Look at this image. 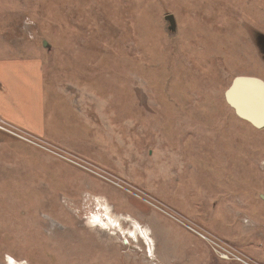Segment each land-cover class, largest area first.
Instances as JSON below:
<instances>
[{
  "label": "rangeland",
  "instance_id": "1",
  "mask_svg": "<svg viewBox=\"0 0 264 264\" xmlns=\"http://www.w3.org/2000/svg\"><path fill=\"white\" fill-rule=\"evenodd\" d=\"M257 34L264 0H0V55L43 58L56 141L95 151L100 163L77 155L264 264V126L224 100L236 76L264 81ZM4 145L16 147L0 136ZM17 154L0 152V264L7 255L22 264H241L94 174ZM97 197L142 225L158 221L153 255L141 240L89 226ZM232 220L240 245L225 235Z\"/></svg>",
  "mask_w": 264,
  "mask_h": 264
},
{
  "label": "crops",
  "instance_id": "2",
  "mask_svg": "<svg viewBox=\"0 0 264 264\" xmlns=\"http://www.w3.org/2000/svg\"><path fill=\"white\" fill-rule=\"evenodd\" d=\"M45 64L46 63L39 54L32 56H12L9 58L0 55V117L3 118V120H6V122L21 128L31 135L39 137L52 144H56L59 147L81 155L95 163H100L101 155L95 151H90L87 149L88 153H85L82 151V147H77L78 144L59 143L56 141L57 137L52 134L51 129L56 122L50 120L45 107ZM238 86V90L232 91L230 94L233 103L237 107V111L253 121H260L262 113H264V98L261 95L259 87L249 81L241 82V84ZM50 87L52 88L51 84ZM82 91L91 92L90 89L87 90L85 88H82ZM56 94L60 95V97H69L67 93L57 92ZM73 102L76 106H78L79 111H81V115L85 116L83 108L77 105V102ZM0 136H3V138L16 145L14 148H10L6 145L0 146V152H4L6 155L12 154V150H14L17 151V155L19 157L22 156L25 158V160H27L25 162H33L36 159H39V161H43L48 165L56 162V160L48 153L36 149L34 146H31L22 140L14 138L8 134H4L1 131ZM87 137L93 138L91 136ZM78 141H83L85 143V140L78 139ZM0 162L5 163L7 161H5V159H0ZM109 167L111 168V166ZM126 175L124 176L126 177ZM129 178L132 179V181L134 180L132 177ZM140 185L159 197L160 194L159 192L153 190L154 187H152L153 183L151 181L145 180V182L140 183ZM164 201L172 203L174 206H176V203L172 200ZM213 206L214 202L211 203L208 209H211L210 211H214ZM229 210L231 211V209ZM149 218L151 217L147 216L146 218L147 227L150 228L154 235H159L157 231V228L159 227L157 226L158 221L155 220L154 223H150L148 220ZM224 223L225 225L222 227L227 225V222ZM237 226L239 225L235 224V222L232 220L230 225L227 226L228 232L225 235H227L231 241L240 245L242 243L241 239H238L239 236L233 231L237 230ZM259 236H264V233H260ZM262 238L264 239V237ZM250 241L253 243L252 238H250ZM241 247L242 249H246L252 253H258L259 251V249H257V252H253L254 250L252 249L255 248L253 245L250 246L245 244ZM259 255H261V251Z\"/></svg>",
  "mask_w": 264,
  "mask_h": 264
},
{
  "label": "built area",
  "instance_id": "3",
  "mask_svg": "<svg viewBox=\"0 0 264 264\" xmlns=\"http://www.w3.org/2000/svg\"><path fill=\"white\" fill-rule=\"evenodd\" d=\"M0 131L14 138L22 140L30 145L36 146L44 150L46 153L60 159L61 161H64L72 166L79 167L89 172L90 174H94L97 177L109 182L113 186L123 189L132 196L137 197L138 200H141L142 202L145 201V203L155 207L156 209H158V211H161V213L165 214L175 222H178L184 228H186L190 232L197 235L200 239L205 241L220 259L226 261H238L241 264H256L251 259L246 260L243 257V253L240 252L238 249L215 238L213 234L211 235V233H208L206 230L198 228L195 224L185 219L182 215L177 213L172 208H168L166 205L157 202L150 196L141 193L139 190L130 186L124 180H121L120 178L105 173V171L100 168H97L96 166L88 162L86 159L78 156L77 154L71 153V151L69 150H66L43 139H40L34 135H31L28 132L22 130L21 128H18L9 122H6V120H3V118L1 117Z\"/></svg>",
  "mask_w": 264,
  "mask_h": 264
},
{
  "label": "bare ground",
  "instance_id": "4",
  "mask_svg": "<svg viewBox=\"0 0 264 264\" xmlns=\"http://www.w3.org/2000/svg\"><path fill=\"white\" fill-rule=\"evenodd\" d=\"M240 84L241 82L237 83L232 91L238 90ZM95 203L96 210L88 217L89 226L113 229L127 239L141 240L147 246V252L153 255L154 241L149 227L140 224L138 220L128 214L114 213L112 206L103 198H95ZM6 261L7 264H22V261H17L8 255Z\"/></svg>",
  "mask_w": 264,
  "mask_h": 264
},
{
  "label": "water",
  "instance_id": "5",
  "mask_svg": "<svg viewBox=\"0 0 264 264\" xmlns=\"http://www.w3.org/2000/svg\"><path fill=\"white\" fill-rule=\"evenodd\" d=\"M164 19H166V22H167V25H166V29L168 31L169 34H175L176 33V21H175V18L172 14H168L164 17ZM43 46L44 48L47 49L48 51V57H49V62L52 61V53H53V50L51 49V47L49 46V44L44 41L43 43ZM251 82V83H254L256 84L260 91H261V95L262 97L264 98V81L261 80L260 78H257V77H253V76H236L232 81H231V84L230 86L227 88V90L225 91V99L226 102L229 104V106H231V108H233L235 114L243 119V120H246L247 122H249L251 125H253L254 127L256 128H261L262 126H264V118L262 117V119L258 122H254L253 120H251L250 118L246 117L245 115L241 114L240 112H237V109L235 107L234 104L231 103L230 100H228V94L231 90L234 89L235 87V84H237V82ZM264 100V99H263Z\"/></svg>",
  "mask_w": 264,
  "mask_h": 264
},
{
  "label": "trees",
  "instance_id": "6",
  "mask_svg": "<svg viewBox=\"0 0 264 264\" xmlns=\"http://www.w3.org/2000/svg\"><path fill=\"white\" fill-rule=\"evenodd\" d=\"M257 38H259V39H260V38H263V39H264V36L261 35V34H259V35L257 34ZM49 63H51V62H49Z\"/></svg>",
  "mask_w": 264,
  "mask_h": 264
}]
</instances>
